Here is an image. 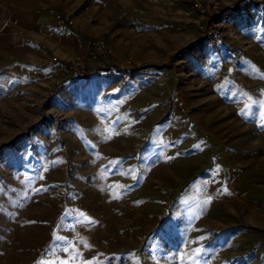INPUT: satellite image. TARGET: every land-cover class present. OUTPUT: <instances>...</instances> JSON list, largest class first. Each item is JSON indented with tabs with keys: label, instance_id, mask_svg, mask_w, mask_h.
Segmentation results:
<instances>
[{
	"label": "rangeland",
	"instance_id": "rangeland-1",
	"mask_svg": "<svg viewBox=\"0 0 264 264\" xmlns=\"http://www.w3.org/2000/svg\"><path fill=\"white\" fill-rule=\"evenodd\" d=\"M219 19L0 0V264H264V0Z\"/></svg>",
	"mask_w": 264,
	"mask_h": 264
},
{
	"label": "built area",
	"instance_id": "built-area-1",
	"mask_svg": "<svg viewBox=\"0 0 264 264\" xmlns=\"http://www.w3.org/2000/svg\"><path fill=\"white\" fill-rule=\"evenodd\" d=\"M250 0H237L229 1L226 3H221L219 1H207L203 2L202 0H194V7L198 10V13L201 18H207L209 15L216 16L220 18V21H225L232 16L233 12L239 8H244L247 6ZM52 20L57 25H72L76 24L73 14L69 12H60L53 8L50 9ZM219 21L211 19L208 23V33H216L214 26L219 25ZM89 44L93 47L95 55L98 57L97 64L100 68L109 67V55L112 53V50L105 39L101 37H96L89 39ZM89 72V68L86 63L78 57L75 62H68L64 68L55 67L54 76L55 83L59 84L60 80L64 75H71L73 78H83Z\"/></svg>",
	"mask_w": 264,
	"mask_h": 264
}]
</instances>
